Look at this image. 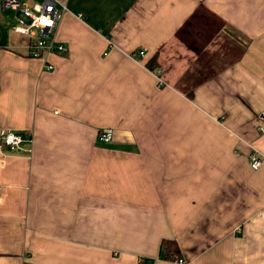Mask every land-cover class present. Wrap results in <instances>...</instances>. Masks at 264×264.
Masks as SVG:
<instances>
[{
  "label": "crops",
  "instance_id": "0c3cea01",
  "mask_svg": "<svg viewBox=\"0 0 264 264\" xmlns=\"http://www.w3.org/2000/svg\"><path fill=\"white\" fill-rule=\"evenodd\" d=\"M56 4L32 57L0 0V264H264V0Z\"/></svg>",
  "mask_w": 264,
  "mask_h": 264
},
{
  "label": "built area",
  "instance_id": "2783aa9c",
  "mask_svg": "<svg viewBox=\"0 0 264 264\" xmlns=\"http://www.w3.org/2000/svg\"><path fill=\"white\" fill-rule=\"evenodd\" d=\"M57 0H43L32 6L24 5L20 0H1L2 7L13 9L17 12V23L12 28L28 37L27 54L32 57H42L51 52H63L64 45L55 38V28L57 23L66 10L64 4H56ZM46 21V23L42 22ZM143 54L144 50H140ZM44 68L50 70L53 65L50 62L44 63ZM257 118L262 122L258 127L264 132V110L258 113ZM99 137L104 141H110L114 137V131L111 128L100 130ZM31 138L23 132L0 128V152L8 150H30ZM251 165L257 168L261 164V158L257 152L250 154ZM179 262H183L182 257H178Z\"/></svg>",
  "mask_w": 264,
  "mask_h": 264
},
{
  "label": "trees",
  "instance_id": "16d2710c",
  "mask_svg": "<svg viewBox=\"0 0 264 264\" xmlns=\"http://www.w3.org/2000/svg\"><path fill=\"white\" fill-rule=\"evenodd\" d=\"M147 65L150 68L156 67L155 55L148 60ZM189 96H191V94H189ZM161 250L163 252V256L166 259H173V258L177 257V255L180 254L179 245H178L177 241L174 239L164 238L161 241Z\"/></svg>",
  "mask_w": 264,
  "mask_h": 264
},
{
  "label": "snow or ice",
  "instance_id": "6c2138e0",
  "mask_svg": "<svg viewBox=\"0 0 264 264\" xmlns=\"http://www.w3.org/2000/svg\"><path fill=\"white\" fill-rule=\"evenodd\" d=\"M42 22L46 23V21H42Z\"/></svg>",
  "mask_w": 264,
  "mask_h": 264
}]
</instances>
